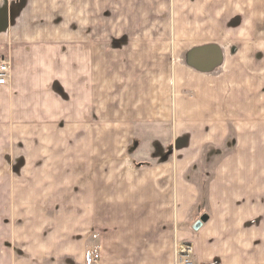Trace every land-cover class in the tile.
I'll use <instances>...</instances> for the list:
<instances>
[{
    "label": "crops",
    "instance_id": "obj_1",
    "mask_svg": "<svg viewBox=\"0 0 264 264\" xmlns=\"http://www.w3.org/2000/svg\"><path fill=\"white\" fill-rule=\"evenodd\" d=\"M204 4L186 45L221 59L178 68L175 92L193 96L177 97L172 119L159 41L63 42L61 27L0 0V264H87L88 248L96 264H174L177 241L201 264H264V0ZM175 131L187 154L231 134L229 160L208 179L173 164Z\"/></svg>",
    "mask_w": 264,
    "mask_h": 264
},
{
    "label": "rangeland",
    "instance_id": "obj_2",
    "mask_svg": "<svg viewBox=\"0 0 264 264\" xmlns=\"http://www.w3.org/2000/svg\"><path fill=\"white\" fill-rule=\"evenodd\" d=\"M18 8H26L24 13L27 21L35 18L40 21L42 27H61L62 40L67 42L72 36L79 33L87 35L89 40L96 44L107 45L111 51L120 48L123 44L139 40L141 42L159 41L158 58L160 69L164 66L163 60L166 57L167 78L162 80L165 85L158 86L159 105L170 108L172 119L175 118V101L178 98L192 100L193 91L191 88H181L175 92V72L178 68L183 73L209 72L215 70L217 64L209 68L204 61H209L219 55L220 48H206L200 55L199 51L204 48L189 46L188 35L194 29H198L200 7H204L205 0H16ZM22 12V11H21ZM24 12V11H23ZM88 26V27H86ZM86 32V33H85ZM103 48V47H101ZM210 53V54H209ZM147 55V54H146ZM211 63V65L213 64ZM219 66V64H218ZM221 69V67L219 70ZM178 70L177 72L180 73ZM179 79V78H178ZM164 86V87H163ZM163 113V111H162ZM162 131L164 128H159ZM188 129V128H187ZM190 129V128H189ZM193 133V132H192ZM197 135L198 132L195 130ZM194 133V134H195ZM231 134L219 146H211L202 152H190L188 137H179L175 131L173 147V164H178V158H185L189 166L196 172L202 171V177L208 179L211 174H206L214 167L225 165L230 152ZM138 142L128 146L127 151H134ZM165 145V144H164ZM170 146V145H168ZM165 145L164 150H169ZM150 148V146H149ZM185 149V150H184ZM166 151V152H167ZM166 152L162 158L167 159ZM187 154V155H186ZM183 160V161H185ZM148 161V160H147ZM135 165L138 163L135 160ZM186 165V164H185ZM181 166H183L181 164ZM195 177V176H194ZM206 192H204V195ZM190 226L195 222L196 216H190Z\"/></svg>",
    "mask_w": 264,
    "mask_h": 264
},
{
    "label": "built area",
    "instance_id": "obj_3",
    "mask_svg": "<svg viewBox=\"0 0 264 264\" xmlns=\"http://www.w3.org/2000/svg\"><path fill=\"white\" fill-rule=\"evenodd\" d=\"M9 72V64L6 60L0 61V84H5ZM193 246L188 242L177 241L174 250V264H201L193 258ZM87 264H96L101 259L99 251L88 248L85 254ZM207 264H220L212 261Z\"/></svg>",
    "mask_w": 264,
    "mask_h": 264
},
{
    "label": "water",
    "instance_id": "obj_4",
    "mask_svg": "<svg viewBox=\"0 0 264 264\" xmlns=\"http://www.w3.org/2000/svg\"><path fill=\"white\" fill-rule=\"evenodd\" d=\"M204 51H205V49L200 50L199 53H202V52H204ZM207 65H209V66H210L209 68H211V67L214 66V63H213L212 65H211V64H207ZM202 225H203V221H202V220H198V221H196V223L194 224L193 228H194V230H199V229L202 227Z\"/></svg>",
    "mask_w": 264,
    "mask_h": 264
}]
</instances>
